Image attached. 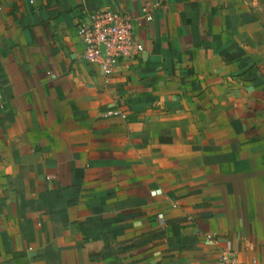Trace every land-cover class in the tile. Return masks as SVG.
Returning a JSON list of instances; mask_svg holds the SVG:
<instances>
[{"label":"crops","instance_id":"0c3cea01","mask_svg":"<svg viewBox=\"0 0 264 264\" xmlns=\"http://www.w3.org/2000/svg\"><path fill=\"white\" fill-rule=\"evenodd\" d=\"M98 10L141 49L108 77L76 35ZM222 249L264 264V0H0V264Z\"/></svg>","mask_w":264,"mask_h":264},{"label":"built area","instance_id":"2783aa9c","mask_svg":"<svg viewBox=\"0 0 264 264\" xmlns=\"http://www.w3.org/2000/svg\"><path fill=\"white\" fill-rule=\"evenodd\" d=\"M146 17V20H149ZM76 35L82 46L81 59L99 66L104 77L112 74L119 62L130 60L140 47L133 38V25L127 14L114 10H98L90 13L86 21L77 26ZM207 244L212 237L204 235ZM217 264H238L232 252L222 249L217 254Z\"/></svg>","mask_w":264,"mask_h":264}]
</instances>
